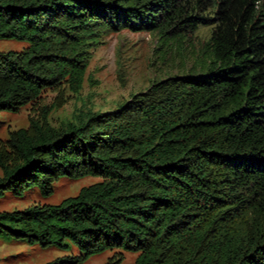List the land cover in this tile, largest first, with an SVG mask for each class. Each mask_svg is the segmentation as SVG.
Masks as SVG:
<instances>
[{
    "label": "trees",
    "instance_id": "16d2710c",
    "mask_svg": "<svg viewBox=\"0 0 264 264\" xmlns=\"http://www.w3.org/2000/svg\"><path fill=\"white\" fill-rule=\"evenodd\" d=\"M210 25L196 46L194 32ZM128 29L192 63L111 110L56 126L33 107L0 140V195L60 176L100 180L57 204L0 212V236L79 264L115 250L134 264H264V0H0V111L82 87L92 49ZM184 66V65H182ZM57 101L53 105L58 106ZM53 108V107H52Z\"/></svg>",
    "mask_w": 264,
    "mask_h": 264
},
{
    "label": "rangeland",
    "instance_id": "374dc122",
    "mask_svg": "<svg viewBox=\"0 0 264 264\" xmlns=\"http://www.w3.org/2000/svg\"><path fill=\"white\" fill-rule=\"evenodd\" d=\"M210 30V25L197 28L194 32L196 46L209 35ZM155 43L156 36L146 31L124 29L104 35L92 49L79 92L65 90L62 97L57 98V92L45 89L39 102L26 104L18 111H0V140L7 139L12 130L28 127L33 107L36 110L42 105L49 107V121L58 126L79 114L111 110L133 93L144 90L151 80L180 73L182 68L192 63L189 44H185V49L179 52L171 46L165 59L161 60L154 53ZM27 45L22 40L0 39V51H21ZM57 101L60 104L54 107ZM99 180L92 175L77 178L63 175L51 183L49 193L42 192L36 183L29 184L19 194L7 190L0 195V212L21 210L32 204H57ZM115 253V250H105L79 264H105ZM63 254L65 252L56 247L43 248L0 236V264H44ZM137 255L136 252L122 251L118 264H134Z\"/></svg>",
    "mask_w": 264,
    "mask_h": 264
}]
</instances>
